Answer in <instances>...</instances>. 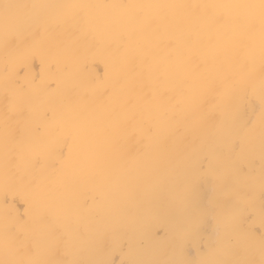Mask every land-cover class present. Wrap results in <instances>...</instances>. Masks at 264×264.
<instances>
[{
  "label": "bare ground",
  "instance_id": "obj_1",
  "mask_svg": "<svg viewBox=\"0 0 264 264\" xmlns=\"http://www.w3.org/2000/svg\"><path fill=\"white\" fill-rule=\"evenodd\" d=\"M262 191L264 0H0V264H264Z\"/></svg>",
  "mask_w": 264,
  "mask_h": 264
},
{
  "label": "rangeland",
  "instance_id": "obj_2",
  "mask_svg": "<svg viewBox=\"0 0 264 264\" xmlns=\"http://www.w3.org/2000/svg\"><path fill=\"white\" fill-rule=\"evenodd\" d=\"M36 65L37 64L35 63V66ZM96 69H98V71H100V67L99 66H96ZM255 108H257V102L253 104V109H255ZM204 181H202V183H201V187H202L201 196H202V202L204 203V205L207 206L208 205V202H207L208 196L207 195H208V193L210 191L211 181L209 179H205ZM14 201L16 203L15 204V207L21 213L22 212V208H23V203L18 198H15ZM260 201H261L262 207L264 209V191H262L260 193ZM252 216H253V214L251 212H249V213H247L245 215L246 218H251ZM215 229L216 228L214 226L212 217H211L210 213H208L205 221L203 222V224H201L200 227L199 226L198 227H195V232L199 236V240L202 241V239H203L204 236L207 237V238H209V236L214 235ZM152 232H153V234H155V235L158 236V235H161L164 231H163L162 226L157 225V226H154V228L152 229ZM198 232H199V234H198ZM261 233H262V235H264V230H261ZM201 241H199V243H198L199 246L198 247H203V243ZM124 246L125 245L123 243L121 245V248H123ZM185 250H186V254L188 256L193 255L194 254V250H195L194 245L193 244H188L186 246ZM101 264H125V261H124V259H122L120 257L119 252H114L110 256V259L108 261H104Z\"/></svg>",
  "mask_w": 264,
  "mask_h": 264
}]
</instances>
